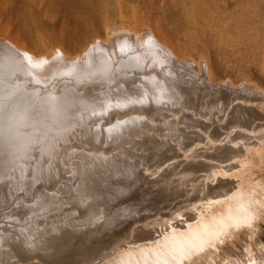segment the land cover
<instances>
[{"label":"bare ground","instance_id":"1","mask_svg":"<svg viewBox=\"0 0 264 264\" xmlns=\"http://www.w3.org/2000/svg\"><path fill=\"white\" fill-rule=\"evenodd\" d=\"M126 35L85 51L90 73L51 77L46 90L36 84L49 71L0 40V264H94L139 249L176 214L196 221L239 189L229 174L255 154L245 149L264 156V100L171 51L143 53L145 40L159 46L151 32Z\"/></svg>","mask_w":264,"mask_h":264},{"label":"rangeland","instance_id":"2","mask_svg":"<svg viewBox=\"0 0 264 264\" xmlns=\"http://www.w3.org/2000/svg\"><path fill=\"white\" fill-rule=\"evenodd\" d=\"M148 32L159 46L145 40L143 53L161 59L171 51L180 61L191 59L214 85L242 93L250 89L245 94L264 102V0H0V40L17 48L31 71L50 72L36 84L42 90L55 82L52 78L70 81L90 73L84 53L99 41L108 44L119 34L139 41ZM87 120L86 129H93L99 118ZM253 149H245L255 153L252 157L237 159L242 173L229 174L242 176L243 184L229 199L209 204L193 222L176 214L153 241L138 243L139 249L126 245L94 264H264V156L257 155L261 147ZM114 255L119 259L111 260Z\"/></svg>","mask_w":264,"mask_h":264}]
</instances>
